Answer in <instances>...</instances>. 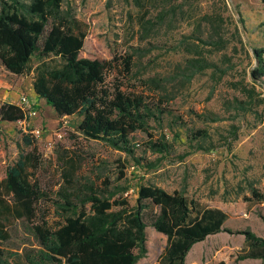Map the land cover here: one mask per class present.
Returning <instances> with one entry per match:
<instances>
[{
    "label": "rangeland",
    "instance_id": "rangeland-1",
    "mask_svg": "<svg viewBox=\"0 0 264 264\" xmlns=\"http://www.w3.org/2000/svg\"><path fill=\"white\" fill-rule=\"evenodd\" d=\"M10 3L0 0V13ZM59 10L67 21L80 23L85 34L80 58L131 57L130 73L110 74L107 81L115 78L123 91L142 95L155 118L146 132L130 136L133 154L127 155L86 139L77 131L79 118H59L37 99L38 115L25 126L0 122V180L8 166L24 161L30 181L45 194L36 219L50 227L73 214L62 198L73 188L93 184L103 196H122L135 206L139 185H153L222 210L228 215L224 228L231 233L250 230L264 239V200L253 197L256 193L264 199V77L260 83L250 77L254 51L264 50V4L62 0ZM61 65L55 57H34L26 77L11 75L0 65V99L15 102L25 94L32 100L34 70ZM34 130L37 138L29 134ZM197 130L207 138L192 141L191 132ZM149 141L166 142L168 149L154 154ZM145 235L147 253L136 264H157L166 239L150 226ZM35 247L15 227L0 251L11 258ZM247 250L243 236L223 232L194 246L186 264H262L239 260Z\"/></svg>",
    "mask_w": 264,
    "mask_h": 264
},
{
    "label": "trees",
    "instance_id": "trees-1",
    "mask_svg": "<svg viewBox=\"0 0 264 264\" xmlns=\"http://www.w3.org/2000/svg\"><path fill=\"white\" fill-rule=\"evenodd\" d=\"M8 1V10L0 13V65L4 70L26 77L32 58H58L60 67L34 70L32 90L36 100L44 101L59 118H79L77 131L86 139L132 155L130 136L146 132L155 115L142 95L123 91L122 83L115 78L107 81L110 74L128 75L131 57L109 61L80 58L85 34L80 23L61 16L62 0ZM260 2L264 4V0ZM263 56L264 50L254 51L256 66L250 73L254 83L264 77ZM22 120L24 115L18 107L3 103L0 122ZM205 138L202 130L191 132L192 141ZM147 144L154 154L168 149L166 142ZM147 166L153 167L150 163ZM66 183H71L68 177ZM66 193L62 195L63 206L73 214L50 227L46 221L36 219L37 204L45 194L30 181L26 163L19 159L7 167L0 180V244L8 242L18 227L36 247L11 258L0 251V264H136L147 253V226L166 239L157 264H186L194 245L223 232L245 238L248 250L239 260H260L264 264V239L250 230L227 231L225 212L203 207L182 192L168 193L153 185H139L135 206L122 196H103L93 184ZM253 197L264 200L256 193Z\"/></svg>",
    "mask_w": 264,
    "mask_h": 264
},
{
    "label": "built area",
    "instance_id": "built-area-1",
    "mask_svg": "<svg viewBox=\"0 0 264 264\" xmlns=\"http://www.w3.org/2000/svg\"><path fill=\"white\" fill-rule=\"evenodd\" d=\"M8 104L14 105L18 107L23 115L24 120L18 121L17 124L24 125L28 122H30L32 119H35L38 115V109L36 107V102L31 100L27 95L23 94L19 97V99L15 102H7ZM3 103L0 102V109ZM32 137L37 138L39 136L38 131H31L29 133Z\"/></svg>",
    "mask_w": 264,
    "mask_h": 264
},
{
    "label": "crops",
    "instance_id": "crops-1",
    "mask_svg": "<svg viewBox=\"0 0 264 264\" xmlns=\"http://www.w3.org/2000/svg\"><path fill=\"white\" fill-rule=\"evenodd\" d=\"M32 100L36 102V97H35L34 95L32 96ZM0 102H1V103H7V102H9V101H6V100H5V97H3V98L1 97ZM201 243H202V242H201ZM198 244H200V243H198ZM198 244H196V245H198ZM196 245H194V246H196ZM194 246H193V247H194ZM193 247H192V248H193ZM187 255H188V254H187ZM186 258H187V257H186ZM185 262H186V261H185Z\"/></svg>",
    "mask_w": 264,
    "mask_h": 264
}]
</instances>
